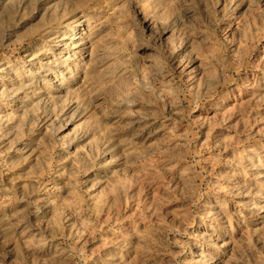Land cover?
<instances>
[{"label":"rangeland","instance_id":"obj_1","mask_svg":"<svg viewBox=\"0 0 264 264\" xmlns=\"http://www.w3.org/2000/svg\"><path fill=\"white\" fill-rule=\"evenodd\" d=\"M0 264H264V0H0Z\"/></svg>","mask_w":264,"mask_h":264},{"label":"bare ground","instance_id":"obj_2","mask_svg":"<svg viewBox=\"0 0 264 264\" xmlns=\"http://www.w3.org/2000/svg\"><path fill=\"white\" fill-rule=\"evenodd\" d=\"M75 37H76V36H75ZM77 37H78V36H77ZM81 38H82V37H81ZM74 39H76V38H74ZM78 43H79V42H78ZM81 43H82V42H81ZM81 43H80V44H81Z\"/></svg>","mask_w":264,"mask_h":264}]
</instances>
